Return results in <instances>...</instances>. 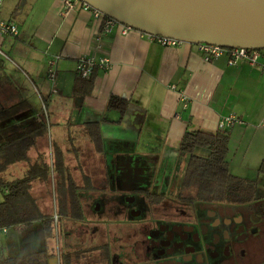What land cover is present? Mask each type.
<instances>
[{
    "label": "crops",
    "instance_id": "1",
    "mask_svg": "<svg viewBox=\"0 0 264 264\" xmlns=\"http://www.w3.org/2000/svg\"><path fill=\"white\" fill-rule=\"evenodd\" d=\"M0 21L11 22L18 29L15 36L0 34L2 54L7 51L16 63L11 64L0 54V108L20 102L26 105L6 119L10 125L33 121L44 109L46 121L49 111L58 118V125L72 126L83 134L86 146L93 150L87 124L97 123L103 154L94 152L101 159L112 158L105 154L107 146L115 155H135L161 163L172 160L170 151L178 152L186 131L214 133L222 117L235 115L245 123L228 131L232 158L227 161V170L253 183L256 200L264 205V189L259 186L260 181L264 183V173L258 170L264 162V68L245 61L230 66L226 55L204 61L194 44L162 47L134 29L122 34L121 28L116 27L102 35L101 22L91 12L77 8L64 15L59 0H3ZM53 56L58 59L51 80L46 71ZM81 56L109 60L107 69L93 70V89L85 96L72 91L76 61ZM112 96L128 101L123 116L108 108ZM10 125L0 126V144L1 131ZM59 139L52 141L46 135L28 150L27 156L33 160L42 152L40 149L51 150L53 144L62 151L67 166L65 152L76 151L77 146L71 142L70 149L61 147ZM39 143L45 148H39ZM72 155L79 157L77 152ZM25 166L23 162L9 165L2 178L21 177ZM34 189L31 187L30 192ZM32 197L35 199L36 195ZM39 209L44 213L43 207ZM10 230L0 232V256L29 251L20 244L19 232L13 229L10 234ZM48 263L59 264L56 257Z\"/></svg>",
    "mask_w": 264,
    "mask_h": 264
},
{
    "label": "flooded vegetation",
    "instance_id": "2",
    "mask_svg": "<svg viewBox=\"0 0 264 264\" xmlns=\"http://www.w3.org/2000/svg\"><path fill=\"white\" fill-rule=\"evenodd\" d=\"M101 167L99 174L81 175L87 184H75L77 193L95 194L94 226L83 221L81 203V215L69 216L85 230L77 237L81 242L98 238L88 249L96 253V264L262 263L257 259L264 252L260 200L201 197L184 189L168 164L135 155L101 159ZM70 255H62L66 264Z\"/></svg>",
    "mask_w": 264,
    "mask_h": 264
},
{
    "label": "trees",
    "instance_id": "3",
    "mask_svg": "<svg viewBox=\"0 0 264 264\" xmlns=\"http://www.w3.org/2000/svg\"><path fill=\"white\" fill-rule=\"evenodd\" d=\"M93 80L92 73L87 78L76 75L73 93L79 96L90 94ZM25 106V102H20L0 108V121L13 117ZM127 106L128 101L116 96H112L108 102V108L116 109L121 116ZM47 128L45 114L40 113L33 121L23 125H10L1 131L3 142L0 144V189L3 200L0 202V227L18 231L22 246L30 243L33 234L37 233L43 247L32 252L21 250L14 255L0 256V264H49L48 261L55 257L46 247L47 240L54 236L53 214L40 211L30 193L33 183L46 182L51 174L57 177L55 182L59 210L58 214L56 212V222L61 215L75 218L81 215L76 192L78 187L64 164L62 151L52 144L51 159H47L44 152L37 153L33 160L27 156L28 150L47 135ZM87 131L94 150L103 154L102 136L97 123L87 124ZM228 131L218 130L211 133L196 130L183 134L178 147V151L187 157L182 187L198 191L201 197L237 198L244 202L256 200L254 184L230 174L227 170ZM16 162L26 164L22 176L12 180L2 178V173L8 166ZM258 170L264 173V162Z\"/></svg>",
    "mask_w": 264,
    "mask_h": 264
},
{
    "label": "water",
    "instance_id": "4",
    "mask_svg": "<svg viewBox=\"0 0 264 264\" xmlns=\"http://www.w3.org/2000/svg\"><path fill=\"white\" fill-rule=\"evenodd\" d=\"M118 23L187 44L264 50V0H80Z\"/></svg>",
    "mask_w": 264,
    "mask_h": 264
},
{
    "label": "rangeland",
    "instance_id": "5",
    "mask_svg": "<svg viewBox=\"0 0 264 264\" xmlns=\"http://www.w3.org/2000/svg\"><path fill=\"white\" fill-rule=\"evenodd\" d=\"M5 52V51H4ZM7 52V51H6ZM4 53L5 55L2 54V50L0 49V54L5 56V58L11 62V64L15 65V61L13 57H11L8 53ZM18 66V65H16ZM12 67V66H10ZM13 72V71H12ZM11 72V73H12ZM31 88V86H30ZM32 89V88H31ZM46 99V97L44 96ZM44 113V109H43ZM48 119H47V135L49 138L54 141L58 140L59 138V144L61 147H69L70 146H77L76 151L73 149L72 151H66L65 154L67 155V168L68 171L72 177V180L75 182V184L78 185H83L87 184V182H80L81 180V175L83 174H99L101 170V158L98 156L97 153L94 152L92 146H86V137L78 133L76 131V128L74 127H66L62 125H58V118L53 117L52 114L48 111L47 113ZM57 122V123H56ZM12 124L10 120H3L0 123V126H7ZM50 128V129H49ZM59 136V138H58ZM154 140V146L158 145L157 141V135H154L153 137ZM66 140V142L64 141ZM71 142H74L70 145ZM40 146L39 148H43L45 145L42 143H39ZM48 147V144L46 145ZM91 147V148H90ZM107 147V146H106ZM105 147V154L109 155L110 157L115 156V152L113 149L106 148ZM141 148V144L139 145ZM45 148V147H44ZM42 152H44L47 155V159H50V149H40ZM232 150V149H231ZM231 150L227 153L226 156V161H231L230 158L231 156ZM73 152H77L79 154L78 158H75L72 154ZM172 160H161V163L168 164V168H174L175 171L172 172V174H175L174 177L180 176L182 178L183 176V171L185 167V163L187 161V157L180 153L177 150H171L170 151ZM155 156V155H154ZM252 176V175H251ZM254 176V175H253ZM56 179L57 177H51L48 178L46 182H39L37 185L33 183L31 187H35V189L30 192L33 196L36 195L35 200L37 201V204L39 207H43L44 213L52 215L53 214V220H54V236L53 238H50L46 242V247L52 254H55V257L58 261L59 264H66V259L63 254L70 253L71 255L68 258L69 264H96L94 259L96 257L94 256L96 253L88 250L90 249L93 244L98 243V238H93L92 241L85 240L81 242L77 237L85 231L80 227V225L72 224L73 221H71L69 215L63 216L61 215L58 219V222H56L54 218V214H58V204H57V199H58V192H57V185H56ZM67 179V177H66ZM35 185V186H34ZM260 188L264 189V183L260 181ZM78 191V189H76ZM77 198L78 202L81 203V206L83 207V221H85L88 226H94V219L96 218L90 211V205L92 204V196L95 195L90 192H83L79 191L77 193ZM88 196L87 199H84V196ZM40 198V199H39ZM101 218V217H98ZM111 221V220H110ZM110 229V235L113 236L115 235L114 230H112L111 226L107 227ZM10 230V234L13 233ZM89 236V235H88ZM262 241H264V237L261 238ZM105 241H108L107 237L104 238ZM27 248H26V247ZM43 247V242L41 241L40 237L38 236L37 233L33 234V239L30 243L27 245L24 244L23 248L29 250L28 252L35 251L37 249H41ZM88 251H87V250ZM84 250H86L84 252ZM75 253V254H74ZM60 254V257H59ZM58 255V256H57ZM257 259L260 262V259H264V252H261L260 255H257ZM258 262V261H255Z\"/></svg>",
    "mask_w": 264,
    "mask_h": 264
},
{
    "label": "built area",
    "instance_id": "6",
    "mask_svg": "<svg viewBox=\"0 0 264 264\" xmlns=\"http://www.w3.org/2000/svg\"><path fill=\"white\" fill-rule=\"evenodd\" d=\"M63 5V14L67 15L69 12L74 9L81 8L85 11H89L92 15L99 19L101 22V31L100 34L107 35L111 33L116 27L121 28V33L126 34L128 31L133 30L130 26L116 22L115 20L103 15L99 11L93 9L86 3H83L80 0H59ZM3 0H0V8L2 6ZM18 33L17 26L11 22L0 21V34L1 35H11L15 36ZM148 39L162 47H176L181 45L182 42L168 38L161 35H151L146 34ZM99 39V35L96 37ZM196 45L198 51L200 52L204 61H211L223 55L227 56V64L232 66L238 63L239 61H245L251 66H258L264 68V50L258 49H249L244 47H231L225 48L218 45H212L207 43H198ZM58 56H53L49 59L47 63L46 75L49 79H53L55 76L54 67ZM109 67V60L107 58H102L95 60L92 57L81 56L76 61V74L81 78H87L91 75L95 68L107 69ZM244 120L237 118L235 115L224 116L220 119L218 123V130L225 131L230 130L235 125H243ZM56 220V214H54ZM1 233H6L7 228L0 227ZM261 264H264L262 262Z\"/></svg>",
    "mask_w": 264,
    "mask_h": 264
}]
</instances>
